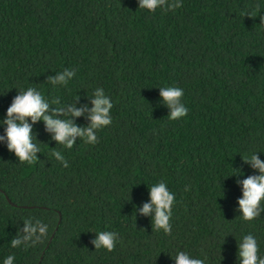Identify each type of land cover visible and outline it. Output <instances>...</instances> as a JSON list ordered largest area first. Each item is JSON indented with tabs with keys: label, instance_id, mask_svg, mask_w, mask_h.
Masks as SVG:
<instances>
[{
	"label": "trees",
	"instance_id": "1",
	"mask_svg": "<svg viewBox=\"0 0 264 264\" xmlns=\"http://www.w3.org/2000/svg\"><path fill=\"white\" fill-rule=\"evenodd\" d=\"M258 3L182 0L153 13L138 0H0V119L16 88L91 107L88 95L103 87L115 104L100 143L77 138L63 150L68 168L51 156L62 146L42 121L34 127L42 147L35 164L20 163L0 143V264L8 255L14 264H175L177 250L207 264H239L237 239L248 233L264 254V214L240 217L242 189L228 177L233 167L241 180L258 174L243 156L264 151ZM64 68L76 69V79L53 89L49 77ZM167 85L184 88L186 118L169 120L159 88ZM160 180L177 198L171 235L136 214ZM29 217L48 225L46 236L12 248ZM98 231L119 234L114 251H95Z\"/></svg>",
	"mask_w": 264,
	"mask_h": 264
},
{
	"label": "clouds",
	"instance_id": "2",
	"mask_svg": "<svg viewBox=\"0 0 264 264\" xmlns=\"http://www.w3.org/2000/svg\"><path fill=\"white\" fill-rule=\"evenodd\" d=\"M139 9L155 13L157 9L174 11L182 7V0H138ZM264 5V0H259L257 8ZM246 16H252L248 12ZM264 19V17H261ZM77 77V70L64 68L57 71L55 76L49 77L48 84L55 88H68L69 84ZM160 88L163 104L170 109L168 118L170 121H178L186 118L189 108L184 102V88L167 85ZM18 89V95L7 109L6 117L0 119V127L4 128V134L0 135V143L6 144L8 150L13 153L20 163L35 164L40 158L42 147L38 140V133L34 127L38 122H44L46 131L51 133V139L56 141V146H62L61 150H54L51 156L60 162L64 168L69 167L63 150H72L77 144V138L85 144L96 145L100 143L97 133L113 124L112 110L115 107L113 98L108 95L103 87H97L88 95L91 107L85 105L77 107L74 102L62 103L59 97L49 98L43 91L36 87H28L26 90ZM2 95V94H0ZM78 100V99H77ZM84 116L89 123L80 126L76 119ZM54 147L53 149H55ZM251 152L244 162L257 172L256 175L239 179L244 173L234 169L228 177H237V184L242 189V198L238 200L240 217L244 221H255L264 214V160L260 153ZM223 177L221 178V180ZM149 187V186H148ZM150 202L143 208H136V214L151 217L153 228L171 235L173 230L172 219L177 198L174 191L170 190L166 181L160 180L149 187ZM190 190L189 188L185 189ZM24 226L16 238L10 241L12 248L35 247L46 236L48 225L35 217L24 220ZM92 241L97 250L112 252L116 249L120 237L114 231H98ZM238 241L239 264H264V254L261 253L260 242L252 233L243 235ZM170 254V253H169ZM175 264H207V258L193 256L187 250H177L171 254ZM15 255H8L2 264H14Z\"/></svg>",
	"mask_w": 264,
	"mask_h": 264
}]
</instances>
